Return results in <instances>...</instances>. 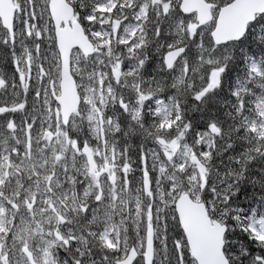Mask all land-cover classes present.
Instances as JSON below:
<instances>
[{"label":"snow or ice","instance_id":"snow-or-ice-1","mask_svg":"<svg viewBox=\"0 0 264 264\" xmlns=\"http://www.w3.org/2000/svg\"><path fill=\"white\" fill-rule=\"evenodd\" d=\"M0 264H264V0H0Z\"/></svg>","mask_w":264,"mask_h":264}]
</instances>
